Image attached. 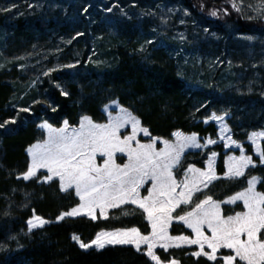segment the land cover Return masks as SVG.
<instances>
[{
  "label": "trees",
  "instance_id": "obj_1",
  "mask_svg": "<svg viewBox=\"0 0 264 264\" xmlns=\"http://www.w3.org/2000/svg\"><path fill=\"white\" fill-rule=\"evenodd\" d=\"M21 2L0 0V32L8 61L0 69V264L156 262L146 254L147 244L139 250L133 244L91 245L97 233L117 229L151 234L140 208L125 204L95 218L79 209L77 215L58 220L81 203L75 188L61 190L55 178L42 181V172L23 179L28 149L48 140L40 122L71 133L83 116L107 124L102 109L112 101L137 118L151 137L171 140L180 131L195 134L200 142L219 138L218 144L188 149L174 167V178L180 180L188 166L203 169L214 154L217 176L175 215L187 213L207 197L224 202L253 177L256 192L264 193V163L250 149L246 153L254 165L239 177H224L230 150L249 148L260 139L249 135L264 131V14L247 16L239 0H30L32 5L49 6L38 12L18 8ZM161 9L176 12L165 14V28ZM98 56L100 64L94 60ZM27 57L39 60V69L33 72L32 66L19 62ZM184 57L191 60L196 75L183 72ZM212 113L226 115L230 135H218L216 124L205 121ZM257 146L264 152V137ZM243 207L240 202L220 205L223 217ZM32 216L48 223L27 230ZM168 232L170 237L190 239L193 233L180 222H172ZM73 236L90 247L81 248ZM257 238L264 235L258 233ZM163 242L175 246L158 249ZM155 243L153 252L162 263L222 264L220 256L226 255L221 251L210 261L192 255L194 248L177 247L183 240ZM234 264L246 262L236 257Z\"/></svg>",
  "mask_w": 264,
  "mask_h": 264
},
{
  "label": "snow or ice",
  "instance_id": "obj_2",
  "mask_svg": "<svg viewBox=\"0 0 264 264\" xmlns=\"http://www.w3.org/2000/svg\"><path fill=\"white\" fill-rule=\"evenodd\" d=\"M212 15L216 13L213 12ZM129 121L132 124V134L121 139L117 133ZM138 124L139 121L130 116L117 117L107 125L92 124L84 117L80 129L71 134H67L65 129L54 130L47 124L42 125L49 129V139L45 145H33L32 149H29L32 163L23 173V179L28 180L35 175L37 168H47L50 175L46 176L45 180H52L53 176H56L61 182V190L75 187L81 203L57 217L58 220L63 216L77 215L79 209H87L91 214L99 208L103 215L105 207H114L117 201L122 204L125 199H130L134 204L138 203L147 213L152 225L150 235L142 236L136 228L97 233L96 238L91 241V245L97 248H103L105 244H134L139 250L141 244H147L146 254L156 261V264H160L159 257L153 252L155 242L183 240L189 244H199L200 251L192 255H204L210 261L217 260L218 249L227 248L232 250L235 256H223L224 264H234L236 257L246 264H264V239L257 238L258 233L264 235V194L254 191L255 177L249 181L248 189L232 198L243 200L247 211L223 218L219 212V204L208 197L200 201L192 212L179 217L192 229L195 239L167 236L166 226L172 219L171 213L179 204L188 202L186 198L192 195L195 185L202 181L185 179L182 186L177 183L172 175V166L179 161L180 151L167 141H164L165 148L158 152L154 150L155 140L150 144H140L136 141V146L132 147L131 142L135 141L138 131L148 134L147 129L138 128ZM194 141L195 134L185 137L181 149ZM98 151L107 157L102 167H97L94 163L93 158ZM117 151L127 152L128 163L123 166L115 163L113 154ZM260 157L264 163V152L260 153ZM231 160L233 163L229 166V173L233 176H241L243 168L252 163L251 157L244 155L233 157ZM149 177L153 186L148 189V196L141 197L139 189ZM36 219L40 224L46 223L39 217ZM28 223L30 227L36 226L32 220ZM204 225L211 231L210 237L204 235ZM242 236L247 239H242ZM73 239L80 243L81 248L90 247V244L81 243L76 236H73ZM205 244L210 252L203 250ZM160 246L167 249L168 244L163 243ZM168 264L176 262L173 260Z\"/></svg>",
  "mask_w": 264,
  "mask_h": 264
},
{
  "label": "rangeland",
  "instance_id": "obj_3",
  "mask_svg": "<svg viewBox=\"0 0 264 264\" xmlns=\"http://www.w3.org/2000/svg\"><path fill=\"white\" fill-rule=\"evenodd\" d=\"M1 1H3V0H1ZM7 1H9V0H7ZM21 1L22 2L20 4V6L18 5V8H24L25 10L28 9V10H30L32 12H35V11L38 12V11H41V10H44V9L49 10V6L46 5V8H44L45 5L43 3L42 4L41 3H39V4L37 3L38 5L37 4L32 5L30 3V0H21ZM239 2L241 4V6L243 7V9H242L243 12L247 16H255V15L264 14V0H251V1H247V2H246V0H239ZM33 6H38V7L36 9L32 10V7ZM114 6H116V7L117 6H120V2L115 3ZM12 10L13 9H11V11ZM16 12H17V10H16ZM161 12H163V18H162V21H161V27L162 28H165L167 26V20L166 21L164 20V19H166L165 18V14L168 16L169 14H176V12L175 11H172V10H163V9H161ZM5 56L6 55H5V51H4V35L2 34V32H0V69L6 67V65H8V61H7V59H6ZM100 59H101V56H98L94 60L97 61V60H100ZM23 61H24V65L25 66L27 64L29 66H32L33 72L35 70L39 69V67L37 66L39 64V60L33 59L31 57H29V58L27 57V58H21L19 62H23ZM40 61H42V60H40ZM184 61H185L184 64H183L184 66L182 67L183 68V72H185V70H186V71H191V73L192 72L195 73V70L193 69L192 64H191V60L189 58L184 57ZM97 63L100 64L99 61H97ZM70 66H72V65H70ZM195 75H196V73H195ZM34 77H35V79H34V82H35V80L38 78V75L36 74ZM187 85L188 86H193L190 83H187ZM16 105H18V104H16ZM102 111L105 113L107 124L110 122V120H113V119H115L117 117H120V116H130V117L135 118L126 109L120 107L116 101H112V102L108 103L107 105H105L103 107ZM84 117H87V116H83L82 118H84ZM216 117H222L223 119H216ZM82 118H81V121H80L78 130L80 129L81 122H82ZM87 118L89 119V117H87ZM225 118H226V115H215L214 113H212V114H210V116L208 117V119L205 120V121H213L216 124V126L218 127V135H221V136L230 135V133L228 131V128L225 125ZM135 119L137 120V118H135ZM85 123H86V121H85ZM45 124L49 125L46 122H43V121L40 122L39 123V128H41L45 132L47 139H49V136H50L49 129L46 128V127H42V125H45ZM92 124H95V125H107L105 123H94V122H92ZM50 127H51V129H54V130L61 129V128L56 129V128L52 127V126H50ZM138 128H140V129H146L144 127H141L140 124H138ZM68 130L66 131V129H65L66 133L67 134H70L71 132L68 131ZM174 133H176V135H174ZM174 133L172 134V139L171 140H165V139L158 138V137H151L149 135V133L147 135H145V133L143 131H138L136 133L135 141L131 142L132 143V147H135L136 146V141H138L140 144H150V143H153V141L155 140L154 150L158 152L161 149H164L165 148L164 141H167L169 145L174 146L177 150L180 151V158H181V156L183 155V153L185 151H187L188 149H192V148H194V149L205 148L207 146H212V145L218 144L220 142L219 138H214V139H210L209 138V139L203 140V142H200L199 138L195 135V141L193 143H191V144H189V145H187V146H185V147H183L181 149V145L183 143L184 138L185 137L193 136V134H184V133H182L180 131H175ZM131 134H132V124H131L130 121L127 122V123H125L124 127L120 128L119 131H118V133H117V135H119L121 139H123L125 136L131 135ZM253 134L259 135L260 136V139L259 140H261L264 137V131H260V132L251 133L248 138L250 139V137H251V139H252L253 136H254ZM259 140H258V142H259ZM47 141L48 140L44 139L43 141L37 142L36 145L43 146L42 145V142H45L46 143ZM209 141H213V142L212 143H209ZM258 142L257 141H252L251 142V145L249 146V148L246 147V146H244V145H242V146H238V147L230 150L231 152L227 155L228 156V159H226V163H225V165L227 167H225L224 177H239V176H233V175H231L229 173V166L233 163V161L231 160V158H233V157L239 158L242 155L251 157L250 155H248L246 153L248 149L251 150L253 156H257L258 159L260 160V162H262L261 161V157H260L261 151H260V148H258V146H257V143ZM224 149L225 150H228L225 147H224ZM28 158H29V165H30L32 163V155L30 154V152H29ZM106 158L107 157L103 156V154L98 151L95 154V156H94L93 159H94V163L96 164V166L99 165V167H102L103 164H104V160ZM113 159H114V161H115V163L117 165L123 166L126 163H128V155H127V152H119V151L114 152ZM178 162L177 163H174L173 166H172V175H173V178H174V173H175L174 170L177 167L176 165L178 164ZM214 162H215V155L214 154H210L208 156L207 160L205 161V165H204V168L203 169H198V168L193 167V166L190 168L188 166L185 169V171H184V175H183L182 179L176 180L174 178L177 181V183L181 184V186L183 185V182L185 181V179H187L188 181H192L194 179H198L199 181H202V182L195 185V187L193 188V191H192V195L190 197H187L186 198L188 202L187 203H181V204H179L173 210V212L171 213L172 219L169 222H167V226H166V233H167V236L168 237H170L168 231H169V227H170V225H171L172 222H180V223L184 224L186 227H188L187 224L184 221H182V220L179 219L180 216H184L186 213L185 214H182V215H175L176 214V211H177V209L181 205L188 204L190 202V200L192 199V197L195 194H197L199 191L203 190L206 186H208L212 181H214L217 178V176L214 173ZM29 165H28V167H29ZM253 165H254V163L252 161V163L250 164V166H253ZM247 168H248V166L245 167V168H243V173L245 172V170ZM39 172H42L43 173V175L41 177V180L42 181H45V182L49 181V180H45V177L48 176V175H50V173L48 172L47 168H37V169H35V175L37 173H39ZM35 175H33V176H35ZM33 176H31V177H33ZM53 178L57 179L58 182H59V185L61 186V182H60L59 178L56 177V176H53ZM250 180H252V178H250L248 180L246 188L244 190H242L241 192H244L246 189H248V187H249V181ZM256 184H257V179L255 180V182L253 184V188H254V191L255 192H256V190H255ZM152 186L153 185H152V182H151V178L149 177V178L145 179L143 185L140 187V195L142 197L148 196V194H149L148 193V189L152 188ZM72 187H74V186H72ZM241 192H238V193H241ZM177 194H179V192ZM261 194H264V193H261ZM235 196H236V194H234V195H232L230 197L225 198L224 202H216V201H214L215 203L219 204V212H220V215L221 216H222V214H221L220 205L222 203L230 204V205H235V204H237V203L240 202L241 205L243 206V204H244L243 200L236 199V201H235V200L232 199ZM207 198H204L202 200H206ZM199 203L200 202H198L197 204H199ZM125 204H131V205H133L135 207L140 208L138 203L137 204H134V203L131 202L130 199H125L124 203H122V204L119 201H117L116 202V205L114 207H105L104 212H103V215H101V212H100V209L99 208H96L91 214L87 213L86 215L88 217H91V218L97 217V216L105 217L106 214H107V212L110 209L116 208V207H119V206H122V205H125ZM195 207H196V205H195ZM195 207L193 209H195ZM140 209L144 212V210L142 208H140ZM193 209H191L187 213L192 212ZM84 210H87V209H84ZM245 211H247L246 208H245ZM245 211H244V207H243V210L241 212H236V213H243ZM236 213H234L233 215H230V216H235ZM144 215H145V219L147 220V222L150 225V228H151L150 233H152V225H151V223L148 220L147 213L144 212ZM36 217L37 216H32L29 219V220H32L33 224L36 225V226L35 227H30L29 226V223H28L29 220H28L27 223H26L27 230H32V229H34L36 227H40V226L43 225V224H40L39 220H37ZM227 217H223V218H227ZM44 221H46V220H44ZM46 223H48V221H46ZM46 223H44V224H46ZM189 229L192 231L191 228H189ZM115 231L116 230L111 231V232H105V233H112V232H115ZM202 231L204 232V235L205 236H209V237L211 236V231L207 228V225H204L203 226ZM95 238H96V236L94 237V239ZM241 238L242 239H245V240L247 239L246 236H242ZM191 239H195V234L194 233H192V238ZM75 241L77 242V240H75ZM163 243H166V242H163ZM163 243H160V245L163 244ZM167 244H168L167 249L170 248L171 246H175L174 244H170V243H167ZM78 245H80V243H78ZM105 245H109V244H105ZM160 245H159L158 249L160 248V249H163V250H167V249L161 247ZM178 245H182V246H187V247L194 248V250H193L192 253L197 252V251H200V245L199 244L193 245V244H189V243L185 242V243H180ZM92 246H95V245H92ZM133 246L136 248V246L134 244H133ZM203 250L206 251V252H210L211 251L207 247V244L204 245V249ZM221 251H225L226 252L225 253L226 255H233L234 254V252L232 250H230V249L221 248V249H218L217 250V253H216L217 257H218V253L221 252ZM200 256H203V257L207 258L204 255H200ZM233 256H235V255H233ZM195 257H197V256H195ZM222 257L223 256H220L221 259H222ZM222 262H223V260H222ZM154 264H156V262H154ZM160 264H168V262H163V263L160 262ZM176 264H178V263L176 262ZM222 264H224V262Z\"/></svg>",
  "mask_w": 264,
  "mask_h": 264
}]
</instances>
